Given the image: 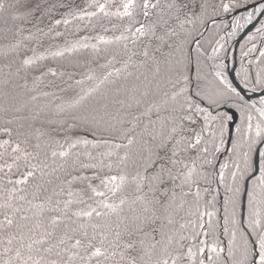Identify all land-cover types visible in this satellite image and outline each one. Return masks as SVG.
<instances>
[{"label": "snow or ice", "instance_id": "1", "mask_svg": "<svg viewBox=\"0 0 264 264\" xmlns=\"http://www.w3.org/2000/svg\"><path fill=\"white\" fill-rule=\"evenodd\" d=\"M113 6L114 0L104 2L96 0V11L83 13L84 16L91 17H97L99 14V21L107 19L113 29L118 31L122 29L121 34L115 37L116 41L121 42L118 48L104 49L103 53L98 50L95 53L94 60L99 74L89 70V74L86 75V79L94 81L95 86L88 87L87 90L80 87L79 92H76L75 87L82 85L83 80H77L75 84L63 82L64 87L55 85L61 93L71 92L75 97L69 105L74 109L70 114L71 123L63 120L59 122L45 120L43 123L48 125L55 123L57 126L41 131L35 124L41 118L43 109L33 110L26 101H17L19 94L12 96L7 90L10 78L0 81L5 89L0 91V95L11 101L0 106V134L7 137L0 141V149H3L0 151V160L4 161L0 164V171L4 169L11 171L15 168L20 173V178L16 180L9 178L8 184L25 185L31 180L35 182L34 187L39 190L43 187L40 182L43 177L50 176L65 166L74 167L79 163L82 168L96 167V164L80 163L81 153H74L72 149L90 144L94 148L103 146L105 151L100 153L102 158L99 163L109 171L115 169L117 174L102 179V185L115 196L117 192L123 191L130 181L135 185L134 190L141 193L137 199L143 201V212H151L154 215L158 206L165 207L169 199L168 185L170 182L174 183L176 179L173 174L175 165L182 162L176 157L182 153L197 151L206 132L209 137H214L215 131H219L223 139L225 126L233 121L236 112L245 118L246 109L253 105L249 104L250 98H246L247 78L244 88L232 85H229L227 90L207 87L195 67L196 56L201 47L199 36L202 33L196 36L187 33L182 36L181 31L177 30V27L183 30L186 22L201 20L204 23L205 17L214 24L215 19L209 14V8L215 11V6L210 0H119L115 5V11L111 10ZM4 7V0H0V9ZM10 7L13 9L11 16L13 21L20 20L32 24L37 32H41L39 24L45 19L51 20V14L59 8L70 6L60 3L59 0H12ZM230 7L245 11L246 21H251L254 13L264 16V0L251 2L234 0L231 5H222L225 11ZM113 17L120 23L112 24ZM33 21L36 23H32ZM63 22L68 23L66 19ZM5 23L7 24V21ZM54 23L59 25L61 19H55ZM98 26L103 31H108L104 23L99 22ZM23 31H25L23 25L12 24L11 27H5L0 31V40L15 39L16 35ZM257 32H264V23L257 28ZM99 39L105 44L112 43L103 36H99ZM82 47L87 49L88 45L84 44ZM6 48L19 57L16 72L19 74L21 70L25 71V80L28 72L40 71V66L27 55V45H23L22 41L10 43ZM32 52L35 55V49H32ZM54 55L60 56L62 53L56 52ZM100 59L104 62L99 63ZM48 74L53 77L57 75L55 70L47 68L40 71L39 76H33V83ZM69 79H72L71 76ZM220 79L223 81V77ZM254 79L253 89L258 88L264 93V79L258 76ZM101 85L106 86L103 92L100 91ZM43 95L50 94L45 92ZM30 100H37V96H30ZM259 103L264 105V94L260 96ZM63 111L61 108V112ZM258 112L264 117V108L258 109ZM252 119L251 114L246 116L249 133L253 131ZM34 132H39V135L34 137ZM236 132L237 137L232 142L234 159L229 171L232 183L225 188V192L231 195L225 200V204L230 203L235 209L237 199L243 194L247 201V218L242 215L239 222L238 230L241 232L239 244H231L227 252L223 248H220L219 252L216 248L212 251L216 252L218 259L220 253H224L223 264H264V214H262L264 198H258L257 194V188L264 189V128L257 123L254 135L247 138L240 126L236 127ZM68 133L71 134V139ZM60 137H63L65 143H61ZM65 144L68 146L65 147ZM213 150L219 151L214 140ZM209 152V148L204 146L199 148L197 158L186 157L193 165L188 171V177L194 170L196 159L204 158V163L212 164L211 160L206 159ZM86 154L89 158L95 159L90 152ZM104 158L108 159L107 164L104 163ZM9 159L11 163H8ZM57 159L61 160L57 167H52L48 163L49 160L56 163ZM227 168L229 165L226 163L219 166L216 174L218 184L225 183L224 169ZM7 176L8 173L5 172V177ZM92 191L96 192V189ZM54 195L59 193L54 192ZM96 195L103 197L105 193L96 192ZM240 202L243 206L244 201ZM47 203L52 205L48 211L55 215L49 217L53 231L48 232L45 228L46 237H51L63 224L61 238L56 246L74 241L70 247L66 246L57 252L56 256L59 259L51 260L49 264H70L77 257L83 264H87V260L92 258H96L95 264H102L101 258H108L106 255L108 248H120L121 244L123 250L120 260L125 264H138L137 245L144 243L142 235L145 237L149 235L143 223H135L139 217H134L131 224L124 223L123 231L115 233L117 242H109L105 248V240L111 232V226L92 221L94 217L106 219L109 212L117 211L118 205L105 203L103 200L93 201L96 207L89 203L86 207H78L73 211L74 201L71 200L64 201L61 207V202H53L50 196ZM75 203L84 204V201L79 200ZM119 203L123 205L125 198H120ZM0 207L9 208L11 205L5 203ZM39 207L43 212L44 203L42 202ZM85 217L88 218L87 221L82 219ZM13 224V219L9 218L6 212L0 227L7 229ZM36 226L42 227L43 224ZM15 227L21 229L25 225L17 224ZM88 227L93 229L92 236H89ZM97 228L106 229L99 233L101 237L99 244L94 242ZM116 228L119 229L120 224H117ZM122 236H126L127 239H122ZM153 240L155 241L153 247L160 243L155 237ZM34 243L41 241L37 240ZM75 249H82L85 255L81 256ZM45 251L51 252L52 247ZM198 252L203 255L205 248H199ZM62 253H69L67 260L61 258ZM185 255L191 257L196 254L189 248ZM182 258V254L177 253L176 259ZM207 259L213 260L211 256ZM36 264H39V261ZM158 264H169V261L163 259ZM199 264H204V260H199Z\"/></svg>", "mask_w": 264, "mask_h": 264}, {"label": "trees", "instance_id": "2", "mask_svg": "<svg viewBox=\"0 0 264 264\" xmlns=\"http://www.w3.org/2000/svg\"><path fill=\"white\" fill-rule=\"evenodd\" d=\"M70 1L59 0L60 3L66 5H69ZM233 2L234 0H210V3L215 6V11L209 8V14L215 19L214 24L205 17L204 20L206 22L204 23L201 20H196L193 23H184L183 30L177 27V30L181 31L182 36L187 33H191L192 36L202 33L199 36L201 47L198 56L194 52V56H196L195 67L200 73L203 83L209 88L219 87L227 90L229 87L216 74L212 62L223 61L227 55L230 39L218 38L228 25L227 14L236 10L230 7L228 11H225L222 5H231ZM11 3L12 0H4L5 7L0 9V31L5 27H11L12 24L23 25L25 31L17 34L15 39L0 40V81L10 78L11 82L7 90L10 91L12 96L19 94L17 101H26L33 110L43 109L41 118L35 124V127L41 131L48 127L54 128L57 126L55 123L52 125L43 123L45 120L57 122L63 120L71 123L70 114L74 109L70 108L69 105L75 97L71 92L67 94L61 93L55 85L64 87L63 82L75 84V81L83 80L84 83L82 85L75 87L76 92H79L80 87L87 90L88 87L95 86L94 81L90 82L86 79L89 70L99 74L97 63L94 60L95 53L98 50L103 53L104 49L115 50L118 48L121 42L116 41L115 37L121 34L122 29L119 31L113 29L107 19L99 21V14L97 17L84 16V12L96 11L95 3H91L85 4L84 7L86 9L83 11V7L76 10L70 7L59 8L58 11L51 14V20L45 19L43 23L38 25L42 31L37 32L36 28L32 27V24L11 19L13 12L10 7ZM118 3L119 0H114L112 11L116 10L115 5ZM55 19H61V23L59 25L55 24ZM65 19L68 21L67 24L63 22ZM5 21H7V24ZM99 22L104 23L105 27L108 28L107 32L99 28ZM32 23L36 22L33 21ZM119 23L115 17L112 18V24ZM262 23H264V20L240 39L235 53L237 76L242 83H245V78H247V84L250 87L255 83L254 77L258 76L264 79V55H262L264 53V32H257V28ZM99 36H103L105 40L112 41V43H103ZM249 37H252V39L250 40ZM189 39H191V36ZM16 41H22L23 45H27V55L33 58L36 65L40 66V71L52 68L57 75L53 77L48 74L45 78L33 83V76H39L40 71L28 72L27 80L24 79L25 71L21 70L17 74L16 69L19 67V57H17L15 52L6 48V45L14 44ZM84 44L88 45L87 49L82 47ZM93 45L96 47L94 48ZM32 49H35V55H33ZM56 52H60L62 55H54ZM103 62V59L99 60V63ZM109 70L111 71V69ZM72 74L80 76L71 77L72 79L70 80L69 77ZM105 87L101 85L100 91L103 92ZM3 90H5L4 86L0 84V91ZM256 90L260 89L257 88ZM45 92L50 95L44 96L43 93ZM52 94L57 98H54ZM32 95H36L37 100H30ZM9 102L11 101L0 95V106H4ZM249 104L253 105L250 101ZM61 108L64 110L63 112H61ZM248 114L253 117L251 121L253 131L251 133L247 132L248 121L246 116ZM244 117L242 118L237 111V119L231 129V134L229 136L227 123L223 139L219 131H215L214 137H209L207 132L204 134L199 148L204 146L209 148L210 152L206 159L212 161L211 165L204 163V158L196 159L194 170L191 176L188 177V171L193 168V165L190 159H186V157L197 158L199 156V148L195 152L182 153L176 157L177 160L182 162L175 165L173 174L176 179L174 183L170 182L168 185L170 189L169 199L166 201L165 207L160 208L158 206V210L154 215L151 212H143V201L137 199V196L141 195V193H137L134 190L135 185L130 181L124 190L117 192L115 196L105 192L103 197L96 195V193L91 194L89 197L85 195L88 192L84 188L81 191L73 189L72 181L75 178L82 176L105 178L109 175L117 174L115 169L109 171L108 168L101 166L99 163L102 158L100 153L105 151L103 146L94 148L90 144L88 146L80 145L76 149H72L71 151L74 153H81L80 163L96 164V167L82 168L79 163L74 167L65 166V168L52 173L50 176L43 177L40 181L43 187L39 190L34 187L35 182L31 180L25 185L8 184L7 179L16 180L20 178V173L15 168L11 171L8 169L0 171V206L5 203L11 205L9 208L0 207V223L4 221L6 212L14 222L10 228L0 227V264H36L37 261H39V264H49L51 260L59 259L56 256L57 252L66 246L70 247L74 243V241H67L65 245L56 246L61 238L63 224L55 230L51 237H46L45 228H47L48 232L53 231L49 223V217L55 215V213L48 211L52 207L51 204L47 203V198L50 196L53 202L60 201L61 207H63L64 201H74L72 205L73 211L78 207H86L89 203L96 207V203H93V201L103 200L105 203L118 205L117 211L109 212V216L106 219L101 220L94 217L92 221L100 224L107 223L111 226V232H109L105 240V248L108 247L109 242H117L115 233L116 231H123L124 223L131 224L134 217H139V220H136L135 223H143L145 231L149 235L147 237L142 235L141 239L144 240V243L137 245L139 253L137 256L138 264H158L163 259H167L169 264H173V262L175 264H199L201 259L204 260V264H213V262L215 264H223L224 253H220V258L218 259L216 252H213L212 249L216 248L217 252H219V249L223 248L227 252L231 244H239L241 237V232L238 230L240 228L239 222L242 215L245 219L247 218L246 197L244 198L243 211L240 202L243 200V194L237 199L235 209L230 203L225 204V200L231 195V193L225 192V188L226 186H231L232 183L229 171L231 170L232 159H234L232 142L237 137L236 127L240 126L242 128L245 138L254 135L257 123H260L261 127L264 128V118L259 115L254 105L246 109ZM64 126L67 127V124ZM33 135L34 137L38 136L39 132H34ZM68 136L71 139L70 133H68ZM3 139H7V137L0 134V141ZM60 139L61 143H65L63 137H60ZM213 140L216 147L219 148L218 152L213 150ZM67 146L65 144V147ZM2 150L0 149V151ZM88 152L95 159L89 158L86 154ZM3 162L0 160V164ZM11 162L9 159L8 163ZM48 163L52 167H57L61 160L57 159L56 163L49 160ZM104 163H108L107 158H104ZM225 163L229 165V168L224 169L226 180L224 184H218L216 182V174L219 166ZM5 172L8 173L7 177H5ZM47 181H51V183ZM13 189H16V191H13ZM54 192L59 193V195H54ZM257 194L258 198H264V189L257 188ZM20 197H24V199ZM120 198H125L123 205L119 203ZM79 200H83L84 204L75 203V201ZM42 202L44 203L43 212L39 207ZM207 213H212V215H207ZM262 214H264V207H262ZM82 219L87 221L88 218ZM122 221L123 223H121ZM41 223L43 224L42 227L36 226ZM17 224L25 225V227L17 229L15 227ZM117 224H120L119 229L116 228ZM225 228H227V232H225ZM101 231H106V229H96L97 235L94 242L97 244H99L101 239L99 235ZM88 232L89 236L94 234L91 227H88ZM205 232L208 234L204 235ZM198 233L199 235H197ZM153 237H155V240L160 241L159 244H155V247H153L155 243ZM122 239H127V237L122 236ZM37 240L41 241V243H34ZM201 241L204 243L202 244ZM49 247H52V251H45ZM201 247L205 248L203 255L198 252ZM189 248L196 255L191 257L185 255ZM122 250L123 244H121L120 248H108L106 253L108 258H101L102 264H125V262L120 260ZM75 251L80 252L81 256L85 255L82 249H75ZM113 253L115 254L113 255ZM177 253L182 254L183 258L176 259ZM209 256L213 258L212 261L207 259ZM68 257L69 253H62V259L67 260ZM95 259L87 260V264H95ZM70 264H83V262L77 257Z\"/></svg>", "mask_w": 264, "mask_h": 264}, {"label": "rangeland", "instance_id": "3", "mask_svg": "<svg viewBox=\"0 0 264 264\" xmlns=\"http://www.w3.org/2000/svg\"><path fill=\"white\" fill-rule=\"evenodd\" d=\"M70 2L71 3L69 4V6L71 9L76 10V9H79L80 7H83L82 8V11H83L86 9L84 7L85 4L87 5V4H91V3H96V0H71ZM100 2H104V0H100ZM66 10H67V8H66ZM249 11H251V9H249ZM77 13H81V12H77ZM246 15H247V13L245 11H241V12L235 14L234 16H232L230 22H228L226 29L223 31L224 37H221V38H223V39L227 38L228 40L230 39V41H232V38L234 37V35H237L240 32L241 28L246 24V22H247L245 20ZM262 20H264V16L261 15L257 24L260 23ZM257 24H256V26H257ZM226 63H227V60H225V59H223V61H220V62H218V61L212 62L213 69L216 72V74L217 75L219 74L218 75L219 78L223 77V81L229 86L228 81H227L228 80V78H227L228 74H226V72L224 71L225 67H226ZM79 76L80 75H78V76H75L73 74L71 75L72 78L73 77H79ZM259 100H260V97H255L253 99L257 111L262 106V104L259 103ZM236 114H237V112H236ZM236 119H237V115H236ZM234 123H235V121L233 122V125H234ZM233 125H232V128H233ZM227 126L229 128V125H227ZM229 130H230V128H229ZM85 177L82 176L80 178H75L72 181V186H73L74 190L81 191L84 188L86 190V192H88V194L85 193V195L89 196V197L91 194H94L96 192H104V193L106 192V193L112 194L111 192L108 191L107 187L102 185L101 180L104 178L98 177V176H90V177L85 176ZM92 189H96V192H93ZM82 192H84V191H82Z\"/></svg>", "mask_w": 264, "mask_h": 264}, {"label": "water", "instance_id": "4", "mask_svg": "<svg viewBox=\"0 0 264 264\" xmlns=\"http://www.w3.org/2000/svg\"><path fill=\"white\" fill-rule=\"evenodd\" d=\"M241 11H243V10L242 9H240V10L236 9V10H233L232 12H230L229 14H227L228 22H230L231 17L234 14H236L237 12H241ZM260 17H261V15L259 13H256L253 16L251 21H247L246 24L241 28L240 32L233 38V40L230 44V49H229V52L227 54V58H232V64L228 68V77H227L228 80L227 81H228L229 85H232V86L238 87V88H240V85L245 87V83H242L237 76L235 53H236L237 45H238L240 39L242 37H244L245 35H247L252 30V28L257 24ZM245 92H246V98H250L249 101L251 103H253L254 106H255V104H254L253 99L255 97H260L262 94H264V93H261L260 90L253 89L250 86H247V88L245 89ZM236 115L237 114H235L233 121L228 123L229 128H230L229 136L231 134V128H232L233 122L236 119ZM244 198H245V196L243 195V201H244ZM243 208H244V204L242 206V211H243Z\"/></svg>", "mask_w": 264, "mask_h": 264}, {"label": "bare ground", "instance_id": "5", "mask_svg": "<svg viewBox=\"0 0 264 264\" xmlns=\"http://www.w3.org/2000/svg\"><path fill=\"white\" fill-rule=\"evenodd\" d=\"M228 67H229V61L227 60L226 67H225V70H224L226 72V74H228ZM240 88H244V86L240 85ZM261 108H264V105H262Z\"/></svg>", "mask_w": 264, "mask_h": 264}]
</instances>
